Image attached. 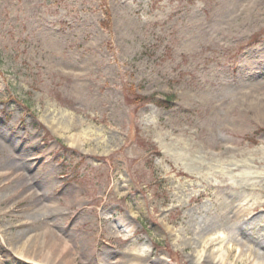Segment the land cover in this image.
I'll return each instance as SVG.
<instances>
[{"label":"rangeland","instance_id":"obj_1","mask_svg":"<svg viewBox=\"0 0 264 264\" xmlns=\"http://www.w3.org/2000/svg\"><path fill=\"white\" fill-rule=\"evenodd\" d=\"M258 99L264 0H0V155L29 179L30 155L46 152L39 171H55L57 188L40 197L34 230L71 241L77 264H98L89 236L105 264L131 241L143 264H252L233 226L251 197L222 204L231 176L264 178ZM33 182L19 194L38 192ZM29 203L6 216L0 203L4 264H20L11 244L30 238L18 233ZM209 234L227 238L204 247Z\"/></svg>","mask_w":264,"mask_h":264},{"label":"bare ground","instance_id":"obj_2","mask_svg":"<svg viewBox=\"0 0 264 264\" xmlns=\"http://www.w3.org/2000/svg\"><path fill=\"white\" fill-rule=\"evenodd\" d=\"M256 102L255 109H257V114L259 117H264V100L258 99ZM55 119L53 121L52 128L56 133H58L59 128L57 123H54ZM72 141V145L80 146L82 145V142L84 141L82 137L79 135L70 139ZM100 143V142H98ZM184 150V149H182ZM187 150V149H186ZM1 151V149H0ZM37 153H40L42 156L41 150L37 151ZM178 156V155H177ZM32 157L34 158L32 163L35 164L38 162L40 158H35L36 155L33 154ZM4 167V168H1ZM14 165H12L6 158L1 157L0 155V183L2 185L0 189V203L6 204L4 215H9L12 209L15 207L18 202L23 200L24 198L28 199L30 203L26 205L25 212H23V215L21 217H18V222L21 224L18 233L23 237V239L26 240L27 237L29 238L28 241H24L19 243V241H15V243L11 244V250L14 252L15 255L19 259L27 260L28 263L33 264H77L79 252L78 250L72 246L71 241H66L63 238L59 237L54 231L48 230V228H44L42 230L46 231V235L43 236L41 230H34L39 228L40 226L44 225L43 218L47 215L46 208H38V203L40 202L39 194L35 191H32V193L27 194L25 191L19 194L20 189L25 188V180H27L24 175H21L18 171L14 170ZM248 172L249 174H247ZM227 173L228 170H227ZM246 175L240 176L237 179L239 180V185L237 187L239 194L231 196L229 201H227L223 206H233L245 197L242 190L247 189V186H252L253 190L254 186L258 187V183L253 181L254 177H251V171L248 169V171H245ZM51 173L49 172L46 177H48ZM230 174V173H229ZM38 179V177H35ZM256 179V178H255ZM27 183V181H26ZM263 183V182H262ZM261 184V183H260ZM38 187L41 189V187L38 185ZM243 187V188H242ZM42 190V189H41ZM43 191V190H42ZM259 199V198H258ZM73 202L69 203L72 204ZM41 204V203H40ZM69 204H67V209H69ZM258 210H264V201L253 203L252 207L250 209H245L243 207H239L238 211L235 210L234 214L237 217V221L235 222L234 228L237 232L243 231L244 236L242 237L243 240H246L248 242H252L255 246L251 249H247L245 246H247V243L242 241V243L245 245L243 249L246 250V252L249 253V259H251L252 264H264V240L260 242H253L250 238L251 235L248 234L255 233L257 231H264V215H258L257 218L260 220L259 225H256L257 222L255 220H252L246 227L241 226L242 222L245 218H247L249 215L253 214L254 212ZM66 217L68 214L65 215ZM17 218V217H16ZM263 221V222H262ZM116 228L119 230L121 229L120 225L116 226ZM196 228L190 227V230H195ZM239 230V231H238ZM189 229L185 230V232H188ZM247 232V233H246ZM74 238V237H73ZM204 238V237H203ZM204 240V239H202ZM205 240L208 242H201V244L204 243V247L208 246L212 243V241L220 240L219 237H216L215 235H208L206 236ZM23 241V240H22ZM91 241L92 243H90ZM88 242L90 244H94L93 240L88 239ZM10 244V243H9ZM237 244V243H236ZM74 245V244H73ZM91 247H94L92 246ZM235 245V244H234ZM198 246V245H196ZM207 247V248H208ZM3 249V248H2ZM206 249V248H205ZM95 249H92L94 252ZM258 250L260 252H258ZM129 255L123 257V260L128 259V261L124 262L121 260H115L118 264H143L141 261V257H144L142 255L141 250L139 249V246L134 242L130 243L129 249L127 251ZM222 253V252H221ZM231 253V252H229ZM207 258L211 260H217L219 258L218 253L215 251H211V248L207 250ZM222 256V254H221ZM220 256V257H221ZM238 258V257H237ZM107 260V258L105 259ZM244 261V260H242ZM1 264H4L3 262H0Z\"/></svg>","mask_w":264,"mask_h":264}]
</instances>
